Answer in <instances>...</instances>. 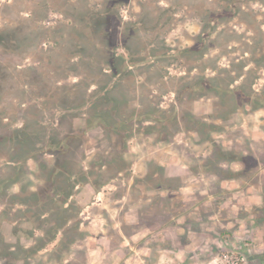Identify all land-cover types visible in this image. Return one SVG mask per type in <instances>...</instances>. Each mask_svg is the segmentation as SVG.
<instances>
[{
  "label": "rangeland",
  "instance_id": "obj_1",
  "mask_svg": "<svg viewBox=\"0 0 264 264\" xmlns=\"http://www.w3.org/2000/svg\"><path fill=\"white\" fill-rule=\"evenodd\" d=\"M13 1L0 0V29L29 17L28 13L19 12L17 6L7 8ZM77 1L59 0L58 3L70 7ZM138 2L132 1L121 11L124 20L129 12H139ZM30 4L25 3L26 6ZM249 8L252 17L244 19L246 25L237 20L229 24L239 36L237 44L231 43L228 52L221 49L223 39L210 45L220 46L219 50H211L206 56L215 62L210 64L217 68L215 75L211 70L201 72V67L190 72V63L178 58L173 61V66L163 70V74L156 71L157 66L129 71L123 76V84L109 89L111 100L101 106L102 115L111 117L110 120L105 116L106 124L97 118L91 119V110L86 107L71 109L70 97L75 91L70 85L78 78L66 73L60 75L55 86L63 88L50 90L46 96L42 95L49 89L39 84L17 88L20 92L24 90V104L18 105L19 99L15 103L9 99L15 91L0 99V116L7 117L0 121V131L23 127L24 119L36 121L37 126L47 129V137L27 150L32 159H26V171L15 176L18 183L9 185L2 192L28 197L30 192L45 184L47 169L53 163L67 171L62 169L53 179L54 183L70 177L69 172L74 174L71 181L78 180L75 172L79 169L89 172L90 166L103 165L100 167L101 178L97 180L101 185L97 189L90 186L89 183L96 182L90 174L87 176L89 183L78 186L71 198L80 208L78 240L73 244H61L65 239L57 235L53 242L28 258L16 246L41 245L37 238H42V231L33 230L37 226L32 217L35 208L14 205L8 196L0 193V264H245L249 253L264 248V108L251 107L246 102L248 97L241 98L237 90L231 97L222 99L217 94L207 93L201 99L188 98V106L181 109L192 108L196 112L197 126L187 122L174 123L171 127L166 121L172 115V104L177 96L173 91L181 94V86L208 78H217L216 85H220L221 90L228 89L222 83H227L231 74L226 75L224 70H234L236 74L245 72L241 91L243 94L252 91L260 98L264 91V50L262 43L257 41L264 37V8L256 4ZM61 19L53 14L43 25L67 29L62 25L66 23L64 19L55 22ZM199 31V21L185 17L165 36V46L170 54H176L193 45ZM251 38L256 44L250 45ZM42 45L43 50L52 48L58 56L49 63L44 54L41 57L27 55L18 69L25 80L24 76L30 74L31 69L41 75L55 65L65 71L69 67L65 55L67 42L61 43L58 49L53 47V41ZM244 50L252 51V54H243ZM116 54L124 60L127 58L122 49L116 50ZM250 61L254 63L249 64ZM244 65L247 67L242 69ZM111 73L107 71V74ZM161 75H164L163 79ZM254 78L257 79L249 91L248 84ZM97 91V87L90 86L87 93L93 97ZM143 104H149L142 110L147 113L145 116L141 111ZM58 120L79 137L67 139L64 146L60 145L62 152L56 156L42 154L49 143L57 150L64 137L61 133L56 140H50L49 128ZM165 125L169 128L164 130ZM188 126L198 128V135L193 129L188 130ZM180 127L185 129L178 131ZM46 139L50 141L46 142ZM6 150L0 148V157H5ZM231 159L234 161L229 163ZM4 160L0 158V189L6 184L1 182L2 179L14 176L5 168ZM11 165L17 166L16 163ZM232 177L253 185L250 198L234 210L233 217L222 210L224 214L221 212L222 215L208 220V224L202 226L206 239H196L194 231L200 227L196 226L197 229L186 221L188 204L183 203L182 194L191 192L197 180L195 186L206 189L204 194L208 196L216 191L217 182ZM95 189L97 193H93ZM226 219H232V222L225 225ZM8 246L12 247L13 254L5 256L3 249Z\"/></svg>",
  "mask_w": 264,
  "mask_h": 264
},
{
  "label": "trees",
  "instance_id": "obj_2",
  "mask_svg": "<svg viewBox=\"0 0 264 264\" xmlns=\"http://www.w3.org/2000/svg\"><path fill=\"white\" fill-rule=\"evenodd\" d=\"M132 1L136 0H78L76 4L66 7V5L59 4V0H14L13 4L7 8L17 6L19 12L28 13L29 17L22 19V21H13L12 25L0 29V99L5 95H7L5 97H8L10 91H15L16 93L10 95L9 99H12L14 103L19 99L16 103L18 105L24 104L22 98L25 95L24 90L22 89V92H20L17 88L19 86L20 88H30L39 84H44L49 89L42 95L46 96L50 90L58 88L55 86L59 83L60 75L66 73L78 78L75 84L70 85V88L75 91L70 97L71 109L81 110L86 107V109L91 110V114L89 113L91 119L94 117L99 119L101 123L106 124L105 116L107 115H102L104 110L101 106H105L108 100H111L108 96L109 89L123 84V76H127L129 71L133 72L138 70L139 67L157 66L156 71L163 74V70L173 66V61L178 58L190 63V72L201 67V72L211 70L215 75L217 68L215 65H210L211 62H215L209 60L206 56L211 50H219L220 46L210 45L223 39L221 49L222 51L226 49V52H228L227 49L231 48L230 44H237L239 38L237 33L229 27V24L233 20H237L239 24L246 25L244 19L249 20L252 17L251 8H249L251 4L260 5L264 8V0H139L137 3L139 12H129L127 20H124L121 11L128 8ZM26 2L31 4L26 6ZM161 2L164 3V6H160ZM53 14L62 17L61 20L55 22H62L63 19L66 21L62 25H65L67 29L60 28V26L53 29L43 25L48 22L47 20ZM185 17L199 21V34L193 45L178 50L176 54H170V50L165 46L164 38L181 21H184ZM9 21L12 22V20ZM256 23L259 24L260 21ZM252 39H249L250 45L256 44V41ZM50 41H53L55 45L53 47H57V49L61 43L67 42V52L65 54L66 61L69 63L67 70H61V66L55 65L54 68H49L45 74L40 75L34 69H31V73L24 76L27 79L22 78V73L18 70L19 63L27 58V55L41 57L44 54L49 63L51 59L58 56V53L52 48L43 50L42 44ZM257 42L262 43V50H264V37ZM118 49H122L126 53L127 58L125 60L117 56L116 50ZM242 52L243 54H252V51L248 50ZM6 53L12 55L8 56ZM262 57L264 59V56ZM7 58L11 60L8 61ZM197 63L201 65L196 66ZM250 63L254 62L250 61ZM242 67L244 69L247 65ZM108 70L113 74H107ZM224 71L226 75L231 74L227 83L224 81L222 83L228 89L221 90V86L215 83L217 78H208L181 86V90H183L181 91V94L183 93L181 98L180 92L177 94L176 91H173L177 96L172 104V115L166 120L168 124L171 126L174 123L184 124L189 122L191 125L197 126L199 123L196 112L192 108H186L185 111L181 109H183V106H188L186 105L188 98L201 99L207 93L217 94L222 99L226 96L231 97L237 90L241 98L248 97L246 98L248 105L254 108H264V91L259 98L257 94L250 90L257 78H254L248 84L249 91L252 93L243 94L241 90L246 73L236 74L234 70L230 69ZM115 75H117L116 78ZM160 78L163 79L164 75H161ZM234 83L238 84L234 86ZM90 86L99 89L97 95L91 97L87 93ZM61 88L63 87L58 89ZM178 95L180 100H178ZM90 97L92 100L90 106L87 107L86 104L89 103ZM148 105L143 104L141 111L148 108ZM92 109L100 112H95ZM142 112L143 116L147 115L144 111ZM0 118V121H3L7 117L2 115ZM107 118L111 120L110 116H107ZM85 121L87 122V120ZM0 125L2 124L0 123ZM62 125L61 121L58 120L55 126L49 128V134L51 135L48 136L50 140H56V137L61 133L64 134L59 147H57L58 149H52L53 144L49 143L42 150V154L56 156L62 150L61 146L65 145L67 139L79 137L74 135L72 130L68 131ZM169 125L162 128L164 130L168 129ZM69 127L72 129V124ZM181 129L184 130L185 128L180 127L178 131ZM189 129L193 128L188 126ZM46 131L47 129L42 126H37L36 121H25V119L23 127L13 130L7 128L0 131V148H7L5 157L0 158L5 159V168L14 175L2 179L1 182L6 184L0 189V193L3 196H8L14 205H28L31 209L35 208L32 217L35 218L37 226L33 230H41L43 233L42 238H37L41 243L40 246L32 248L21 245L16 246V249L25 253L26 258L32 254H37L44 245L53 242L57 235L65 239L62 240L61 244L75 243L79 238L77 216L80 213V208L75 206V200L74 202L71 200L74 190L84 183H89L88 177H90V174L96 179V182L89 183L90 186L98 188L101 185V183L98 185L97 180L98 177L101 178V175L99 176L101 173L100 167L103 165L90 166L89 172H82L79 169L78 172H75L78 180L71 181L70 177L74 174L69 172L68 176L70 177H65V180L61 179L59 183L58 181L54 183L53 179L59 172L67 171L63 168L62 170L61 167H58V164L53 163L47 169L45 184L36 191L30 192L28 197L20 198L19 193L6 194L5 191L2 192L9 185L18 183V177L15 178V176H19L26 171V169L24 170L25 160L32 159L27 150H31L37 141L47 137ZM193 132L198 135L199 129L194 128ZM50 140L46 139L45 141L49 142ZM103 161H105V158ZM233 161L231 159L228 162L232 163ZM11 163H16L17 166L11 165ZM22 177L21 180L24 179ZM96 189L93 193L98 192ZM30 234L33 235V231H30ZM3 251L5 256L13 254L11 246L5 247ZM245 259V264H264V248L255 253H249Z\"/></svg>",
  "mask_w": 264,
  "mask_h": 264
},
{
  "label": "crops",
  "instance_id": "obj_3",
  "mask_svg": "<svg viewBox=\"0 0 264 264\" xmlns=\"http://www.w3.org/2000/svg\"><path fill=\"white\" fill-rule=\"evenodd\" d=\"M262 168H259V170ZM243 180L233 177L222 179L217 182L216 191L208 196L204 194L206 189L195 186L198 183L196 180L194 185H192L191 192L185 195L182 194L183 203L188 204V208L185 210V213L188 215L186 221L193 224L195 228L200 227V229L197 228L198 230L194 231L196 239L200 241L206 239L203 236L205 228L202 226L207 225L208 220L210 221L214 217L217 218L218 214L222 215V210H225L226 214H229V217H233L235 215L234 210L240 208V204H243L246 198H250L249 195L252 194L253 185L249 181ZM231 222L232 219H226L224 223L228 225Z\"/></svg>",
  "mask_w": 264,
  "mask_h": 264
}]
</instances>
